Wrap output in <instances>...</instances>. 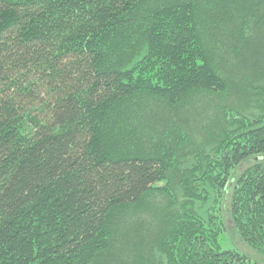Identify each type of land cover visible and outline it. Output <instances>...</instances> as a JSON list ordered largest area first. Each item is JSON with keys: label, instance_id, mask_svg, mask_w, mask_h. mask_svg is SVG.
I'll use <instances>...</instances> for the list:
<instances>
[{"label": "trees", "instance_id": "obj_1", "mask_svg": "<svg viewBox=\"0 0 264 264\" xmlns=\"http://www.w3.org/2000/svg\"><path fill=\"white\" fill-rule=\"evenodd\" d=\"M225 199L264 257V0H0V264H252Z\"/></svg>", "mask_w": 264, "mask_h": 264}, {"label": "rangeland", "instance_id": "obj_2", "mask_svg": "<svg viewBox=\"0 0 264 264\" xmlns=\"http://www.w3.org/2000/svg\"><path fill=\"white\" fill-rule=\"evenodd\" d=\"M259 160V159H257ZM262 160V159H260ZM256 160H250L244 164L242 168H239L237 170V175H240L248 166L253 164ZM160 204H162L161 200L159 201ZM164 206V204H162ZM229 201L228 199H225L224 205H223V221L225 225L226 230L222 234L220 238V242L224 250H237L240 251L242 254L247 255L249 259L253 262L252 264H264V257L256 253L254 250H252L239 236V234L235 231L236 229L233 228L232 223L230 222L229 218Z\"/></svg>", "mask_w": 264, "mask_h": 264}]
</instances>
